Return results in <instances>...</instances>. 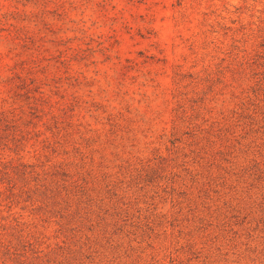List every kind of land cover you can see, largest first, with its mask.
Masks as SVG:
<instances>
[{
  "label": "rangeland",
  "instance_id": "rangeland-1",
  "mask_svg": "<svg viewBox=\"0 0 264 264\" xmlns=\"http://www.w3.org/2000/svg\"><path fill=\"white\" fill-rule=\"evenodd\" d=\"M10 10L0 0V18ZM56 25L66 30L68 54L81 46L86 56L68 72V85L80 76L81 106L91 113L83 112L84 122L99 137L84 146L80 177L110 206L86 219L69 186L68 225H62L21 183L0 182V264H236L262 252L264 191L249 192L219 155H202V162L159 143L171 131L175 77L187 99L214 83L205 100L214 117L235 105L231 88L215 79L218 67L264 50V0H68ZM82 27L87 36L77 40ZM208 75L194 88L195 78ZM143 92L151 106L142 103ZM128 100L141 113H161L146 126L147 138L139 136L142 155H127L108 140L107 117ZM78 162L70 144L68 167L75 173ZM18 232L34 246H22L23 257L6 249Z\"/></svg>",
  "mask_w": 264,
  "mask_h": 264
},
{
  "label": "trees",
  "instance_id": "trees-1",
  "mask_svg": "<svg viewBox=\"0 0 264 264\" xmlns=\"http://www.w3.org/2000/svg\"><path fill=\"white\" fill-rule=\"evenodd\" d=\"M7 2L12 10L0 18V44H4V48L0 47V182L21 183L40 204L58 215L62 225H68L71 186L75 190L69 193L78 197L83 214L89 219L96 209L105 212L110 205H104L105 198L93 193L90 182L80 177L79 163L88 158L84 146L95 145L99 137L90 136L89 124L84 122V114L91 117V113L81 106L82 98L76 89L82 83L80 76H72L68 85V72L71 74L76 62L86 57L79 51L81 46L70 47L68 54L66 30L63 25H56L68 13V0ZM80 31L82 35L77 40L87 36L83 27ZM207 78L211 77L195 78L194 88ZM215 79L231 88L235 105L222 108L220 115L214 117L212 108L205 105L214 83L200 96L187 99L180 84L182 79L175 77L171 131L161 134L159 144L166 145L173 154L184 151V155H195L202 162V155H219V160L227 163L229 173L247 185L249 192L264 191V50L220 65ZM143 97L142 103L151 106L152 97L145 92ZM138 110L128 100L123 111L107 117L108 140L115 147L125 148L127 155H142L139 136L147 138L151 130L146 126L161 118L160 112L150 115ZM94 117L99 120L98 115ZM181 142L183 146L179 145ZM70 144L79 155L76 173L68 167ZM151 145L146 142L145 148ZM6 155H10L8 160ZM71 158V163H75L74 155ZM26 243L34 248L18 232L16 244L9 240L6 249L23 257L19 251L22 246L25 249ZM257 254L252 251L248 263L236 264H264V250Z\"/></svg>",
  "mask_w": 264,
  "mask_h": 264
}]
</instances>
